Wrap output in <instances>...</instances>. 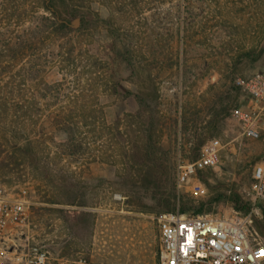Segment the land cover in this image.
I'll return each mask as SVG.
<instances>
[{
	"label": "rangeland",
	"instance_id": "rangeland-1",
	"mask_svg": "<svg viewBox=\"0 0 264 264\" xmlns=\"http://www.w3.org/2000/svg\"><path fill=\"white\" fill-rule=\"evenodd\" d=\"M84 5L108 17L119 29L132 48L134 66L129 70L114 62L109 33L102 25L83 35L50 36L42 46L39 62L45 64L47 57L53 61L35 80L27 74L25 93L44 116L36 127L13 124L11 118L0 120V143L9 140L0 148V188L26 186L34 202L30 223L21 229L35 237L28 245L44 246L36 236L42 238L51 231L54 216L68 212L67 204L61 203L68 201V187L79 188L84 192L81 198L92 205L103 201L109 209L154 218L161 214L142 210L126 199L132 191L121 184L123 177L136 173L137 167L125 155L131 144L141 140L142 118L135 114L139 105L134 97L109 91L114 80L119 82L120 93L126 89L141 92L154 84L158 93L156 139L173 172L179 159L192 160L200 139L218 140V166L200 177L207 193L194 194L190 185L177 187L174 178L178 195L198 202L214 191L228 194L229 189H236L249 202L251 171L263 156L264 145L241 136L230 111L243 97L233 89L234 79L264 68V0H85ZM40 6V0H0V15L10 8L22 13L24 8L38 10ZM72 48V55L62 56ZM60 107H84L87 119H73L78 125L67 124L71 131L64 134L55 128L50 113ZM90 108L94 113H89ZM1 126L38 130L33 134L38 138L40 163L29 165L12 145L23 140L22 136L4 137ZM230 206L222 201L206 213L222 214ZM79 259L93 262L88 256L70 260Z\"/></svg>",
	"mask_w": 264,
	"mask_h": 264
},
{
	"label": "trees",
	"instance_id": "trees-1",
	"mask_svg": "<svg viewBox=\"0 0 264 264\" xmlns=\"http://www.w3.org/2000/svg\"><path fill=\"white\" fill-rule=\"evenodd\" d=\"M40 1L41 9L24 8L22 10L24 17H22V13L17 12L16 7L15 9L10 8L7 14L0 15V35L3 36L0 39V120L11 118L10 121L13 124L32 123L35 127L43 115V110L39 105L28 101L25 93V81L27 74L35 80L36 76L53 61L47 57L44 59L45 64H42L38 57L42 46L52 39L50 36H59L63 33L83 35L89 28L102 25L109 33L108 48L114 62H118V65L123 64L129 70L134 66V55L129 42L121 37L119 29L112 24L108 17L91 10L90 7L86 8L85 0ZM25 22L30 24H26V26ZM63 53L62 56L68 57L74 51L72 48V51ZM118 85L119 82L114 80L109 91L123 97H134L139 105L135 114L142 118V125L139 129L141 140L139 143L131 144L125 155L137 167L136 173L128 172L121 183L132 191V194H126V199L129 202L139 206L142 210L157 214L176 210L193 214L213 212L214 207L222 201H228L233 204L235 209L242 212L249 209V202L243 200L236 189H229L228 194L214 191L213 194L198 202H194L186 195H178L174 183L175 173L171 165L164 160L163 151L156 139L155 113L158 93L154 84L150 83L141 92L126 89L122 93L118 91ZM233 89L238 91L235 85H233ZM93 109L90 108L89 113H94ZM86 110L84 107L77 110L60 107L50 113L54 116L55 128L64 134H70L71 128L67 124L78 125V121L73 120L75 118L77 120L87 119ZM98 111L101 115V110L98 109ZM69 119L71 121H68ZM93 123L91 121L90 124ZM3 127L1 126V131H3L4 137L11 133H13L11 137H14L15 133L22 136L23 140L15 141L12 145L13 149L26 159L29 165L40 163L38 138L33 134L38 130L28 129L25 126L23 128L18 126L11 130ZM206 141L205 139L199 140L198 145L193 149L192 160L199 156L200 148ZM7 143H9L8 139L5 143H0V148L6 147ZM123 148L127 147L123 146ZM132 164L130 168L134 169ZM202 174L200 177L204 176ZM206 183L210 186L208 182ZM67 190L71 191L68 194V201L61 203L76 207L88 203L81 198L84 192L79 188L68 187ZM68 211L76 210L69 208ZM260 211L261 217L256 218L255 223L258 231L264 236V208L261 207Z\"/></svg>",
	"mask_w": 264,
	"mask_h": 264
},
{
	"label": "built area",
	"instance_id": "built-area-1",
	"mask_svg": "<svg viewBox=\"0 0 264 264\" xmlns=\"http://www.w3.org/2000/svg\"><path fill=\"white\" fill-rule=\"evenodd\" d=\"M234 85L242 100L230 111L240 128V135L264 145V68L248 77H236ZM220 145L208 139L199 156L191 161L179 159L174 168L177 187L190 185L194 194L207 193L200 174L214 170L219 163ZM249 209L230 206L225 213L163 212L155 217L158 225L155 264H264V236L256 228V218L264 208V154L251 171ZM34 204L26 186L0 188V264L10 260L12 232L30 223ZM23 264H46L48 250L40 244L27 245L20 254ZM55 264H88L86 260L59 258Z\"/></svg>",
	"mask_w": 264,
	"mask_h": 264
},
{
	"label": "crops",
	"instance_id": "crops-1",
	"mask_svg": "<svg viewBox=\"0 0 264 264\" xmlns=\"http://www.w3.org/2000/svg\"><path fill=\"white\" fill-rule=\"evenodd\" d=\"M66 207L76 211L54 216L51 231L42 238L39 234L36 236L45 242L49 259L88 256L93 260L91 264H153L157 261L158 225L154 217L122 208L109 209L103 201ZM33 238L29 230L12 232L10 260L6 264H23L21 250ZM145 258L147 261L142 260Z\"/></svg>",
	"mask_w": 264,
	"mask_h": 264
}]
</instances>
